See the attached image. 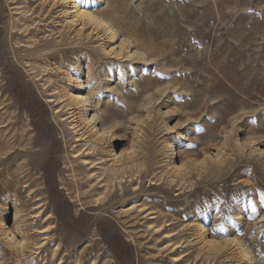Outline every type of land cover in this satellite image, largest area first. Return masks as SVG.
I'll use <instances>...</instances> for the list:
<instances>
[{
  "label": "rangeland",
  "instance_id": "obj_1",
  "mask_svg": "<svg viewBox=\"0 0 264 264\" xmlns=\"http://www.w3.org/2000/svg\"><path fill=\"white\" fill-rule=\"evenodd\" d=\"M0 264H264V0H0Z\"/></svg>",
  "mask_w": 264,
  "mask_h": 264
},
{
  "label": "bare ground",
  "instance_id": "obj_2",
  "mask_svg": "<svg viewBox=\"0 0 264 264\" xmlns=\"http://www.w3.org/2000/svg\"><path fill=\"white\" fill-rule=\"evenodd\" d=\"M77 11H79V10H77ZM80 14H82V15H86L88 18H90L91 20H94L95 18L94 17H92V15H90L89 13H85V12H81ZM77 99L78 100H80V101H83L84 102V105H85V102L87 103V98H83L82 96H80V95H78L77 96ZM82 102V103H83ZM88 106V105H87ZM90 107H91V111H93V108H92V106L91 105H89ZM88 111V110H87ZM97 116H95V115H93L92 116V118L90 119V121L91 122H93V123H96L97 122V118H96ZM96 118V119H95ZM96 125V124H95Z\"/></svg>",
  "mask_w": 264,
  "mask_h": 264
}]
</instances>
